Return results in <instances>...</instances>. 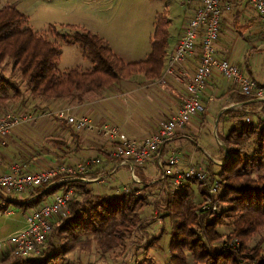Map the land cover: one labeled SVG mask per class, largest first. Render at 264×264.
I'll list each match as a JSON object with an SVG mask.
<instances>
[{
	"label": "trees",
	"instance_id": "trees-1",
	"mask_svg": "<svg viewBox=\"0 0 264 264\" xmlns=\"http://www.w3.org/2000/svg\"><path fill=\"white\" fill-rule=\"evenodd\" d=\"M27 21V15L15 5L0 7V68L10 61L13 70L28 85L32 99L50 101L41 108L53 109L58 106L55 101L61 103L68 98L81 100L88 92L105 89L137 73H142L149 80L162 75L168 45V21L164 14L157 18L150 54L137 62H124L104 38L85 28L70 26L73 30L70 34L56 32L64 42L78 43L83 57L93 65L91 70L71 68L63 73L56 68L60 56L59 43L24 26ZM3 72L0 69L2 102L9 97L7 85L13 86L16 95L22 93L21 88ZM234 93L237 102L256 108L253 96L236 89ZM35 107L39 108L33 105V109ZM231 112L245 118L238 119L226 134H217L228 149L229 159L225 164L217 165L216 172L213 170L215 163L209 162V169L221 183L218 213L200 210L206 191L200 183L201 198L196 203L191 184L186 183L188 190L182 187L172 191L169 181L158 178L155 182L166 187L167 197L163 205L173 219L168 264H188L187 252L193 256L192 264H241L245 256L251 264H264V251L259 246H248L250 237L264 230V107L253 111L250 120H247L244 108L225 110L221 117ZM52 139L56 145L69 148H65L67 152L71 151L72 143L66 137L53 135ZM140 174L146 181L145 188L152 186L143 172ZM48 185L42 184L30 192L38 194L34 203L17 202V207L21 208L19 211L24 212L46 198L51 199L56 192L76 186L78 189L70 202V213L53 220L52 232L44 245L46 248L43 246L37 256L18 258L9 254L0 258V264H58L76 246L92 241L104 251L123 248L135 229L142 225L138 209L145 205L146 200L136 195L138 188L127 191L121 186L120 192L110 196L95 192L92 186L83 189L85 183L80 180L66 181L47 189ZM227 220L233 225V230L225 235L218 226ZM157 241V238H151L145 246L149 248ZM217 242H222L218 249L215 248Z\"/></svg>",
	"mask_w": 264,
	"mask_h": 264
},
{
	"label": "rangeland",
	"instance_id": "rangeland-1",
	"mask_svg": "<svg viewBox=\"0 0 264 264\" xmlns=\"http://www.w3.org/2000/svg\"><path fill=\"white\" fill-rule=\"evenodd\" d=\"M188 1L189 0H0V7L15 5L28 17V21L24 26L27 25L34 31L44 34L59 43L60 56L56 68L59 72L63 73L71 68H78L86 71L91 70L93 65L88 59L83 57L82 48L78 43H66L56 32L59 34H70L73 32L70 26H76L79 29L85 28L106 39L116 50H118L117 47L119 46L134 49L135 52L126 57L128 61H134V59H141L142 57L140 50L143 46V40L150 39V32L153 30L156 12L163 10L169 13V31L173 39L181 26L183 15L182 5L187 4ZM101 21H105L107 24L100 23ZM83 60H86V64L91 65V67L87 66V68H84L85 66L81 64ZM2 65L3 67L0 69L4 70L3 75L10 78L14 85H18L22 93L16 95V90L13 86L7 85L9 97L8 100L4 102L0 101V117L9 111H23L27 109L37 112L36 110H45L41 107H44L50 103V101L47 99L37 100L36 98L33 100L28 85L21 80L17 71L13 70L12 63L7 61ZM141 75L144 77L142 73H137L132 76L134 78V76ZM122 82L124 83L126 81ZM122 82L116 83L120 91L123 89L121 86ZM102 93L103 89L88 92L84 94L81 100H78L77 97H73L62 100L61 103L60 101L54 102V104L58 106L53 109H57L61 105L75 113L88 115L96 125L94 129L90 131H76L64 120L41 118L38 122L16 129L12 136L9 137L6 146H0V151L4 152V155L0 157V159H2L0 168L6 169L11 163L20 160L28 162L31 170H41L53 168L62 163H85L88 160L100 159L103 161L102 166H105L104 168L107 169L112 160L110 155L114 150L115 142H113V139L108 138L106 140L108 143L110 142L109 146L96 145L92 141L87 140V137H89L88 134L95 133V136L98 135L100 138L104 139L105 136L101 132L100 127L105 124L110 125L111 128H117V130L122 133L120 125L124 124V121L129 119L132 112H130L129 108L119 106L121 111L119 113V118L114 117L117 119L115 120L108 113L110 109L106 108V102L99 100L92 103L93 109L89 113L84 111L80 112L83 103L101 98ZM23 102L27 104H22ZM113 104L118 105L115 101ZM33 105H38L39 108L35 107V109H33ZM229 109L233 110L231 106ZM157 112H153L155 118L158 116ZM218 114L219 112L214 114L215 120ZM220 117L217 129L213 133V138H211L212 143L204 136L200 139V143L202 144L201 147L204 146L208 148L215 157H217L218 154L221 155L224 150V143L218 138L217 134H222L223 132H225L223 134H226L227 131L225 130H228V128L236 124L231 120H234L233 118L235 117V121H237L243 116L238 114L235 115L231 112ZM199 129L201 135H205L204 127L199 126ZM53 135H69L70 138L72 137L70 142V144L72 143L71 151L67 152L66 149L69 150V148L65 147V149L62 146L56 145V141L52 139ZM14 136H16L15 139L13 138ZM218 140L221 141V144L218 143ZM100 141L101 140L98 139L97 142L100 143ZM87 146L90 148L85 149ZM67 156H70V158L66 159ZM224 156L225 158L223 160H226L227 154ZM217 158L221 159L223 157L218 156ZM210 161L214 162L208 159V162ZM105 162L108 164L105 165ZM214 163L213 170L216 172L223 162L221 160V162L215 161ZM145 169L147 175L145 178L149 184L152 185L148 188H145L146 186H144V183L146 181L140 176L142 175L140 173L144 172L143 169L139 168L136 172L137 176L142 180L141 183L136 184L133 182L128 166L119 168L114 176L107 178V181L92 182L90 184L85 183L83 187L84 189L91 188L92 186L96 190L95 192L100 194L106 193L110 196L115 195L117 191L120 192V187H124V185H128L134 189L139 187L141 190V197L146 200L145 205L138 209L141 215L142 225L135 229L131 237L126 241L125 246L123 248L117 247L111 251H104L97 246L95 241H92L82 246H76L65 256V259H62L58 264L169 263L171 252L168 246L172 238L173 219L168 213L169 210L163 205L167 197L164 191L166 187L161 183L155 184V182H158L157 178L161 173L160 168L155 165H148ZM210 173L215 177L211 170ZM199 187V182H196L193 190L191 188L196 203L197 200L201 198ZM187 188L188 187L183 190ZM18 195L20 197H25L24 194ZM227 222L218 226V230L225 235L233 230V225L229 223V220H227ZM23 225V217L18 211L13 214L0 215V239L7 237L15 230L23 227ZM145 237L146 240L149 241L151 238H157L158 241L155 245L147 248L145 246L146 244L143 243V238ZM220 243L222 242H217L215 248L218 249L221 245ZM248 246H250V248L259 246L261 250L264 251V230L251 236L248 241ZM9 254H11L9 251L4 255L0 254V258ZM37 254L39 253H31L28 256L35 257ZM187 255L188 264H192V254L187 252ZM244 259V261L251 264L249 258L245 256Z\"/></svg>",
	"mask_w": 264,
	"mask_h": 264
},
{
	"label": "built area",
	"instance_id": "built-area-1",
	"mask_svg": "<svg viewBox=\"0 0 264 264\" xmlns=\"http://www.w3.org/2000/svg\"><path fill=\"white\" fill-rule=\"evenodd\" d=\"M249 2L262 21L264 38V0ZM224 9H231V3L223 4V0H203L187 21L162 76L174 78L184 88V93L179 95L181 105L176 115L160 122L156 134L137 139L122 135L117 128H111L108 124L101 126L103 135L115 141L114 150L110 155L111 165L107 169L102 166L103 161L100 159L88 160L85 163H62L41 170H31L28 162L23 160L11 163L7 170H0V215L19 211L21 208L17 207V202L34 203L38 194L32 195L30 192L46 183L61 184L78 179L84 183L104 182L124 166L129 167L133 182L141 183L142 180L136 172L154 157L158 168L161 169L159 179L169 181L172 191L179 190L188 182H199L206 190L200 210L218 213L221 183L211 175L208 165L197 162L194 152L183 163L179 152L171 150L169 154H162L160 150L178 129L183 128L194 116L206 111L207 105L203 102L202 94L215 72L229 80L236 90L254 97L256 108L245 107L241 103L229 104L234 110L244 108L247 111V120H250L249 115L253 111L264 107V84L245 74L231 60L218 56L216 45ZM197 55L200 58L199 63L193 66L188 58ZM41 118L64 120L76 131H90L96 127L88 115L75 113L65 107L37 112L27 109L9 111L0 117V146H6L16 129L38 122ZM218 143L221 144V141L218 140ZM205 154L214 162H221L207 151ZM225 161L222 160L223 163ZM77 189L75 186L60 190L54 193L51 199L46 198L43 202L22 211L24 226L0 239V254L4 255L9 251L15 257L25 258L31 253H40L52 232L53 220L70 213V202ZM123 189L129 191L132 188L124 185ZM18 194H24L25 197ZM136 195L142 196L139 187ZM146 242L145 237L143 243ZM241 264L249 263L243 261Z\"/></svg>",
	"mask_w": 264,
	"mask_h": 264
},
{
	"label": "crops",
	"instance_id": "crops-1",
	"mask_svg": "<svg viewBox=\"0 0 264 264\" xmlns=\"http://www.w3.org/2000/svg\"><path fill=\"white\" fill-rule=\"evenodd\" d=\"M202 1L203 0H189L187 4L182 5L183 15L181 26L173 39L171 38L169 31V13H166L163 10L157 11L154 24L152 23L153 30L150 32V39L143 40V46L140 50L142 55L141 59L128 61L126 57L132 55L135 52L134 49L119 46L117 47L118 50H116L108 43L112 51L126 63L145 60L150 54L152 42L155 40L154 32L158 16L164 14L167 17L168 45L162 75L153 80L144 78L145 76L143 77L142 75L134 76V78L132 76L129 79L122 80L126 82L123 83L121 81V86L123 88L121 91L116 86L117 84L103 89V93L101 94L102 97L83 103V107H81L82 111L80 110V112L84 111L89 113L93 109L92 103L98 100L106 102V108L110 109L108 113L112 118H119V113L121 111L120 107L129 108L132 115L128 120L124 121V124L120 125L122 128H120L122 130V135L131 138L144 139L156 134L159 131L160 122L173 117L179 111L181 105L179 95L184 93V88L174 78L170 76L163 78L162 76L164 74L168 58L174 52L175 47L183 34L187 21L193 15L196 7L201 5ZM226 2L231 3V9L223 10L219 37L216 45L218 56L220 58H227L231 60L233 63L237 64L245 72V74L264 84V38L262 34L261 19L249 0H223V4H226ZM100 23L107 24L105 21H101ZM199 59L200 58L197 55V57L192 56L188 58V61L194 66L196 64L198 65ZM81 62V64L85 66L84 68H87V66L91 67V65L86 64V60ZM234 91L235 87L229 80L225 79L216 72L212 74L202 94L203 102L207 105L206 111L202 114L194 116L183 128L178 129L175 135L162 147L160 152L162 154H169L171 150L177 151L182 155L183 163L194 152L195 160L197 162L208 165L209 158L205 154V151L210 153L211 156L213 155V157H215V155L208 148L204 146L201 147L202 144L200 143V139L204 136L210 143H212L211 138H213V133L217 129L215 127L216 120L214 114L219 112L221 115L225 111L223 110L224 108H230L229 104L240 103L237 102L234 97ZM210 96L212 99H210ZM114 101L118 105L113 104ZM241 104L244 105V103ZM153 112H157L158 116L156 118L153 116ZM233 119L234 120L231 121L236 122V118L234 117ZM199 126L204 127L205 135H201ZM230 128H228V130ZM94 134L95 133H89L87 140L92 141L96 145L106 147L109 146L110 142H107V137L102 139L98 135L95 136ZM62 137H66L69 143L71 142L72 137L70 138L69 135ZM13 138L15 139L16 136ZM97 138L102 142H97ZM87 148L90 147L87 146L85 149ZM1 152L2 151H0V157L4 155V152ZM225 154L226 151L223 150L221 155L218 154V156L223 158L219 159L217 158L218 156L215 158L223 160L225 158ZM106 164L108 163L105 162V165ZM148 165L157 166L156 157H154V159L149 161L146 166L142 168L145 177H147L145 168ZM0 170L4 171L7 170V168H0ZM188 184H191V188L193 189L196 182L192 181L188 182ZM186 186L184 187L186 188ZM18 213H21L22 215V212Z\"/></svg>",
	"mask_w": 264,
	"mask_h": 264
},
{
	"label": "water",
	"instance_id": "water-1",
	"mask_svg": "<svg viewBox=\"0 0 264 264\" xmlns=\"http://www.w3.org/2000/svg\"><path fill=\"white\" fill-rule=\"evenodd\" d=\"M252 101L255 102L254 99H253ZM227 109H228V108H224L223 110H227ZM219 117H220V113L218 114V116H217V118H216V122H215V127H216V128H217V124H218ZM223 148H224V150L226 151V154H227L226 161H225L224 163H222V164H225V163L228 161V159H229V152H228V149H227V147H226L225 144H223ZM78 180L81 181V179H78ZM55 185H57V183H51V184H49V186L47 187V189H49V188H51V187H53V186H55Z\"/></svg>",
	"mask_w": 264,
	"mask_h": 264
}]
</instances>
